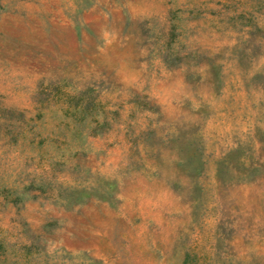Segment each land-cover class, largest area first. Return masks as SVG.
Wrapping results in <instances>:
<instances>
[{"label": "rangeland", "instance_id": "374dc122", "mask_svg": "<svg viewBox=\"0 0 264 264\" xmlns=\"http://www.w3.org/2000/svg\"><path fill=\"white\" fill-rule=\"evenodd\" d=\"M0 264H264V0H0Z\"/></svg>", "mask_w": 264, "mask_h": 264}]
</instances>
